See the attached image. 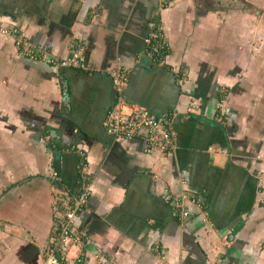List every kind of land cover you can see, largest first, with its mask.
<instances>
[{
	"label": "crops",
	"instance_id": "1",
	"mask_svg": "<svg viewBox=\"0 0 264 264\" xmlns=\"http://www.w3.org/2000/svg\"><path fill=\"white\" fill-rule=\"evenodd\" d=\"M263 12L253 0H0V264H47L57 214L85 182L82 264H264ZM20 36L58 59L80 48L89 69L33 60ZM117 66L127 100L176 114L166 153L106 131Z\"/></svg>",
	"mask_w": 264,
	"mask_h": 264
},
{
	"label": "built area",
	"instance_id": "2",
	"mask_svg": "<svg viewBox=\"0 0 264 264\" xmlns=\"http://www.w3.org/2000/svg\"><path fill=\"white\" fill-rule=\"evenodd\" d=\"M168 1L167 4L171 0ZM3 34L9 35L7 30L2 29ZM153 40L156 41V52L161 55L166 49V43L161 34H155ZM158 42H161L158 44ZM15 44L19 50L24 51L25 55L33 60L40 59L42 62L57 68H77L88 70L85 60L78 48L68 59H58L50 54L45 48L36 47L28 42L24 36L15 38ZM113 85L117 93L114 108L107 115L104 126L106 131L117 141H132L138 137H143L147 144L148 152L166 153L174 143L173 121L176 114L168 117L159 118L143 105L130 102L125 97V90L128 86V75L117 66L111 70ZM91 185L85 182L84 188L75 202L65 205L63 210L57 214L61 220V225L47 255V264H67L74 261L82 264L84 256L83 240L75 230V219L77 213L81 212L87 202L91 192ZM75 250V256L72 251Z\"/></svg>",
	"mask_w": 264,
	"mask_h": 264
},
{
	"label": "rangeland",
	"instance_id": "3",
	"mask_svg": "<svg viewBox=\"0 0 264 264\" xmlns=\"http://www.w3.org/2000/svg\"><path fill=\"white\" fill-rule=\"evenodd\" d=\"M253 1H256V2H258V6L260 5V6H264V0H253ZM167 2L168 1H166V0H163V4L165 5V3L167 4ZM264 12H263V14L260 16V19L262 18V20L264 21ZM260 19H259V22H258V24H256V25H258V26H260L261 27V31H262V28H263V23H262V25H260ZM254 20H256V19H254ZM255 25V27H257ZM6 36H7V34H6ZM260 43H261V47L264 49V39L263 40H261V41H259ZM250 47H251V49H252V47L253 48H256V44L255 43H251L250 44Z\"/></svg>",
	"mask_w": 264,
	"mask_h": 264
}]
</instances>
